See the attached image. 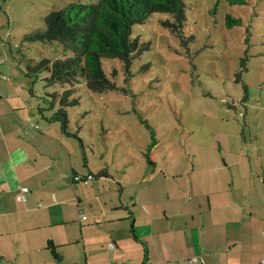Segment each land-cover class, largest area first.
<instances>
[{"label":"crops","instance_id":"1","mask_svg":"<svg viewBox=\"0 0 264 264\" xmlns=\"http://www.w3.org/2000/svg\"><path fill=\"white\" fill-rule=\"evenodd\" d=\"M21 107H0V264H261L264 144L251 128L171 169L147 155L111 170L57 122L26 129Z\"/></svg>","mask_w":264,"mask_h":264},{"label":"rangeland","instance_id":"2","mask_svg":"<svg viewBox=\"0 0 264 264\" xmlns=\"http://www.w3.org/2000/svg\"><path fill=\"white\" fill-rule=\"evenodd\" d=\"M96 1L0 0V107L15 102L22 106L38 126L34 130L45 125L51 102L57 109L52 94L66 86L46 85L45 71L27 77V68L71 52L57 42L27 36L44 28L50 11L70 2ZM184 2L186 42L160 24L167 14H152L132 27V35L147 47L131 62L130 75L119 60L103 59L104 72L116 89L91 92L83 81L72 96L80 102L66 107L69 131L97 157L101 151V160H107L111 170L147 155L171 169V159L195 155L209 143L234 145L242 131L248 141L249 128L251 139L264 144V0L241 5ZM226 14L240 18L241 24L227 27ZM38 108L44 109V116ZM168 162L173 164L166 166Z\"/></svg>","mask_w":264,"mask_h":264},{"label":"trees","instance_id":"3","mask_svg":"<svg viewBox=\"0 0 264 264\" xmlns=\"http://www.w3.org/2000/svg\"><path fill=\"white\" fill-rule=\"evenodd\" d=\"M229 5L245 4V0H225ZM154 13H165L168 17L160 24L186 42L183 26L186 21L184 0H97L96 2H70L62 8L50 11L44 17V28L27 36L30 40L43 43L57 42L71 54L64 58H44L36 65L27 68V77L41 71L48 73L46 85L58 83L66 86L62 93H53L58 100L57 109L50 103L52 113L47 121L59 124L63 134L75 138L83 148V140L76 132L68 129L66 107H73L80 101L72 97L77 86L84 81L91 92L116 89L105 74L103 59H117L121 67L130 75V65L134 58L147 47L132 35L134 24L144 23ZM227 27L241 24V19L225 15ZM246 88V86H243ZM32 94V89L29 88ZM246 97V96H245ZM54 110V111H53ZM43 115L44 109L38 108ZM54 256L53 248H50Z\"/></svg>","mask_w":264,"mask_h":264},{"label":"built area","instance_id":"4","mask_svg":"<svg viewBox=\"0 0 264 264\" xmlns=\"http://www.w3.org/2000/svg\"><path fill=\"white\" fill-rule=\"evenodd\" d=\"M25 127H26V126H25ZM37 128H38V126L35 125V124H33V123L30 121V119L27 118V128H26V129H32V130H34V129H37ZM92 178H93V175H92V174H88V175H86V176H81V175H78V174H77V175H74V176L72 177V179H73L74 181H82V182H84V183H86V182L92 180ZM16 200H17V201H23V200H24V195H23V194H19V195H17V196H16ZM82 218L84 219L85 217L82 216ZM107 246H108V248H110V249H113V248L115 247V245H114L113 242H108V243H107ZM187 262H188L189 264H202V262H200V260H199L198 257H196V256H191V257H189V258L187 259ZM260 263H261V264H264V259H262Z\"/></svg>","mask_w":264,"mask_h":264}]
</instances>
